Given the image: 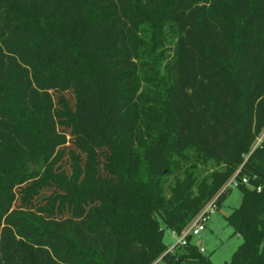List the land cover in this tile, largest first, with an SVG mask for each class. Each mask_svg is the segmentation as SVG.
I'll return each instance as SVG.
<instances>
[{
  "label": "trees",
  "instance_id": "obj_1",
  "mask_svg": "<svg viewBox=\"0 0 264 264\" xmlns=\"http://www.w3.org/2000/svg\"><path fill=\"white\" fill-rule=\"evenodd\" d=\"M263 131L264 0H0V264H214L163 233L237 171L264 264Z\"/></svg>",
  "mask_w": 264,
  "mask_h": 264
},
{
  "label": "rangeland",
  "instance_id": "obj_2",
  "mask_svg": "<svg viewBox=\"0 0 264 264\" xmlns=\"http://www.w3.org/2000/svg\"><path fill=\"white\" fill-rule=\"evenodd\" d=\"M166 50L169 56L168 60H170L172 55L171 46L167 45ZM241 197V192L236 187H233L218 210L209 215L205 230L200 235L192 237V243L200 241L204 250L203 255L209 257L214 264H228L232 254L242 242L239 235L234 234L233 228L226 221V217L232 210L240 205ZM163 241L166 246L172 247L176 244L177 238L169 230L165 229ZM154 264L164 263L158 259Z\"/></svg>",
  "mask_w": 264,
  "mask_h": 264
},
{
  "label": "built area",
  "instance_id": "obj_3",
  "mask_svg": "<svg viewBox=\"0 0 264 264\" xmlns=\"http://www.w3.org/2000/svg\"><path fill=\"white\" fill-rule=\"evenodd\" d=\"M263 137H264V131L256 138V141L251 149V152L261 143ZM237 173L238 171L225 183V185L221 189V192L227 188H233V187L237 188L240 183L245 185L248 189L251 190L254 189L252 186L249 185L246 179H242L239 182V180L236 178ZM259 190L260 189L257 188V191ZM216 200H217V196L213 197L179 235L172 234L177 238V241L174 246L168 248L167 252H173L177 245H182V246L185 245L186 238L188 236L196 237L205 230L206 222L208 220L209 215H211L216 210H218ZM199 251L201 253L204 252L203 248H199Z\"/></svg>",
  "mask_w": 264,
  "mask_h": 264
},
{
  "label": "crops",
  "instance_id": "obj_4",
  "mask_svg": "<svg viewBox=\"0 0 264 264\" xmlns=\"http://www.w3.org/2000/svg\"><path fill=\"white\" fill-rule=\"evenodd\" d=\"M220 212H222V211H220ZM223 214H224V213H223ZM224 215H226V214H224ZM194 244H195L198 248H202V247H201V244H200V241H197V242H195Z\"/></svg>",
  "mask_w": 264,
  "mask_h": 264
},
{
  "label": "water",
  "instance_id": "obj_5",
  "mask_svg": "<svg viewBox=\"0 0 264 264\" xmlns=\"http://www.w3.org/2000/svg\"><path fill=\"white\" fill-rule=\"evenodd\" d=\"M225 216H227V215H225Z\"/></svg>",
  "mask_w": 264,
  "mask_h": 264
}]
</instances>
